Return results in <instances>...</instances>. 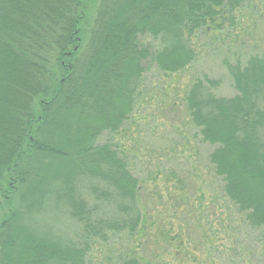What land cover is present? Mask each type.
I'll return each mask as SVG.
<instances>
[{
    "label": "trees",
    "instance_id": "obj_1",
    "mask_svg": "<svg viewBox=\"0 0 264 264\" xmlns=\"http://www.w3.org/2000/svg\"><path fill=\"white\" fill-rule=\"evenodd\" d=\"M85 1L0 0V264H87L99 243L115 264H148L138 243L129 247L154 223L142 187L123 151L98 139L130 119L143 62L163 75L183 70L193 35L231 22L250 0H98L83 44ZM225 66L233 96H217L219 82L202 75L183 102L215 146L208 161L225 197L264 232V51ZM51 204L78 225L70 236L44 223Z\"/></svg>",
    "mask_w": 264,
    "mask_h": 264
},
{
    "label": "rangeland",
    "instance_id": "obj_2",
    "mask_svg": "<svg viewBox=\"0 0 264 264\" xmlns=\"http://www.w3.org/2000/svg\"><path fill=\"white\" fill-rule=\"evenodd\" d=\"M85 4L83 44L98 0ZM231 19L225 18L220 28L193 35L195 58L179 72L163 75L155 65L143 62L140 95L130 119L118 133L98 139L111 140L123 151L130 173L140 182L141 204L154 223L146 222V234L129 247L138 243L135 250L148 264H264V232L247 225L225 197L223 182L208 161L215 146L201 141L183 102L188 85L202 75L219 82L213 89L217 96H233L236 91L225 63H244L264 51V0L248 1ZM140 43L151 49L159 46L151 36L140 38ZM52 207L44 211V223L55 233L70 236L78 225L62 209ZM157 226L159 234L148 238ZM160 232L172 240L165 241ZM108 248L94 244L87 264H115Z\"/></svg>",
    "mask_w": 264,
    "mask_h": 264
}]
</instances>
